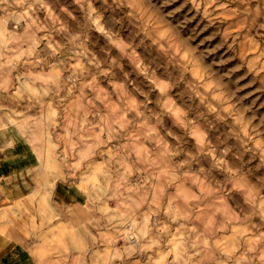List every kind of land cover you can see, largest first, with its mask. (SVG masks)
Here are the masks:
<instances>
[{
	"label": "rangeland",
	"instance_id": "374dc122",
	"mask_svg": "<svg viewBox=\"0 0 264 264\" xmlns=\"http://www.w3.org/2000/svg\"><path fill=\"white\" fill-rule=\"evenodd\" d=\"M0 122L36 264H264V0H0Z\"/></svg>",
	"mask_w": 264,
	"mask_h": 264
},
{
	"label": "crops",
	"instance_id": "0c3cea01",
	"mask_svg": "<svg viewBox=\"0 0 264 264\" xmlns=\"http://www.w3.org/2000/svg\"><path fill=\"white\" fill-rule=\"evenodd\" d=\"M9 122L12 123V119H9ZM4 125H6L4 122H0V199L11 202L12 210L6 215L0 213V264H36L30 252L32 248L26 242L29 234L38 232L37 224L33 219L37 216L36 209L20 213V210L16 208V203L20 201L33 203L36 201V190L33 188L29 193L26 189V186H35L32 184L35 179L29 176V173L36 162V157L24 142L19 141L15 127L10 124L3 130L1 128ZM5 137L6 141L12 143L14 147L5 145ZM25 175L27 177L22 181ZM55 187L56 198L53 197L52 200L51 197L50 205L54 211L59 212L57 205L59 207L61 204L65 205L68 202L67 196H75L79 191L71 188L68 190L61 185ZM65 193H68L66 197ZM41 201L45 203L48 201L46 193L42 195ZM38 211L44 213L43 207L40 206ZM3 218H8L12 226H7Z\"/></svg>",
	"mask_w": 264,
	"mask_h": 264
}]
</instances>
